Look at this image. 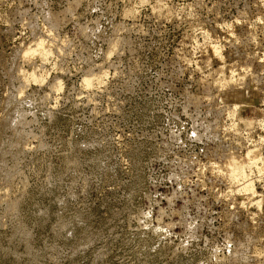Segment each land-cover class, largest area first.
Returning a JSON list of instances; mask_svg holds the SVG:
<instances>
[{
    "label": "rangeland",
    "instance_id": "1",
    "mask_svg": "<svg viewBox=\"0 0 264 264\" xmlns=\"http://www.w3.org/2000/svg\"><path fill=\"white\" fill-rule=\"evenodd\" d=\"M0 264H264V0H0Z\"/></svg>",
    "mask_w": 264,
    "mask_h": 264
}]
</instances>
